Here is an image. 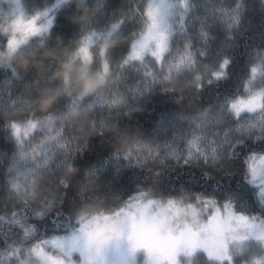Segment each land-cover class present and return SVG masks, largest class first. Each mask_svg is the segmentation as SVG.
<instances>
[{
	"label": "snow or ice",
	"instance_id": "6c2138e0",
	"mask_svg": "<svg viewBox=\"0 0 264 264\" xmlns=\"http://www.w3.org/2000/svg\"><path fill=\"white\" fill-rule=\"evenodd\" d=\"M254 2L132 0L109 14L97 0H57L53 7L62 6L74 26L70 34L47 6L27 15L25 0H16L11 13L0 11L9 20L0 27V57L18 59H0V264H121V254L127 264H141L153 243L141 235L146 229L137 214L185 198L206 223L186 248L172 247L171 264H185L182 255L187 264H264V148L241 152L264 144V45L249 50L231 95L217 92L211 102L200 96L231 76L232 57L213 51L214 30L224 32L222 48L236 47ZM157 92L179 112L157 121L148 136L128 127ZM92 148L110 149L107 159L78 164ZM235 161L239 185L251 189L249 203L262 209L259 218L238 209L237 201L246 206L239 190L218 199L178 182L174 192L163 191L169 170H224ZM109 164L117 183L101 185ZM129 168L143 175L122 176ZM13 169L28 181L25 194ZM217 214L245 227L228 229L210 245L200 234ZM89 215L113 220L117 235L92 233Z\"/></svg>",
	"mask_w": 264,
	"mask_h": 264
},
{
	"label": "trees",
	"instance_id": "16d2710c",
	"mask_svg": "<svg viewBox=\"0 0 264 264\" xmlns=\"http://www.w3.org/2000/svg\"><path fill=\"white\" fill-rule=\"evenodd\" d=\"M38 2L39 4H37ZM101 5L106 6L109 14L115 9H118L121 5L125 7H130L132 0H97ZM196 2V1H195ZM199 2H202L201 0ZM197 2V3H199ZM35 3L40 7L45 5L44 0H35ZM7 11V2L0 0V11ZM264 7L261 0H255L252 10L249 12L248 17L245 20V23L242 28L241 34H238L236 40V47H231L229 44L228 47L223 48L222 51H226L231 57L233 63L230 65V79L224 82H221L217 86H213L205 89L200 96L207 102H211L216 98V93L219 92L220 95H231L234 91L238 79L246 72V60L248 57L249 50L254 47H260L264 45V15L261 14V9ZM55 17L59 21L58 28L61 31H64L66 28L71 31H74V26L66 24V11L61 7L56 8ZM82 7L78 8L77 11H82ZM8 19H0V27H6ZM216 41L213 47V51L221 48V42L224 41V32L217 27L215 30ZM227 43V42H225ZM108 46H111L109 42ZM18 62V59L14 56L9 58V61ZM23 67L22 64L19 65ZM75 85H73V88ZM143 111L136 113L133 118L127 122V126L133 130H139L142 133L146 134L154 130L157 121L161 118L167 116L176 115L179 112L180 106L175 103V101L167 94L164 93H154L147 100L142 101ZM92 144L97 143V139L93 138L91 141ZM264 148L262 143H249L245 149H241V152L247 151L248 149L259 150ZM110 149H105L103 151L92 148L88 153L84 155L82 159H78V164H89L93 162H101L104 158L108 157ZM204 171H207L210 175L205 177L203 175ZM225 171L234 173V175H226ZM193 174L195 179H192ZM122 176H132L138 175L142 176L143 173H140L135 169H127L121 173ZM241 175V164L239 161L233 162L224 170H208L203 167L201 168H175L174 170H169L166 177V183L163 188L165 194H170L174 192L177 183H186L189 187H192L196 191L203 190L206 194L215 196L218 199H223L226 194L237 192L242 193L246 197L248 206L250 208L251 214H255L258 218L262 214V209L258 206V203H249L252 200L251 189L246 188L243 185H239ZM117 181L115 178H100L101 185H115ZM134 188V185H129L127 191H131ZM180 204V203H178ZM185 209H188L187 198L185 202L180 204ZM197 216L200 220H205L204 213L195 209ZM90 216V215H89ZM2 223V221H0Z\"/></svg>",
	"mask_w": 264,
	"mask_h": 264
},
{
	"label": "rangeland",
	"instance_id": "374dc122",
	"mask_svg": "<svg viewBox=\"0 0 264 264\" xmlns=\"http://www.w3.org/2000/svg\"><path fill=\"white\" fill-rule=\"evenodd\" d=\"M7 2V11L5 7L6 14L12 12L14 4L16 0H4ZM45 5L40 7L38 2L35 3V0H25V11L27 15H32L34 11L39 8L43 9L47 6L51 9V15L55 16V12L57 11L56 8L53 7L57 3V0H44ZM199 2L200 0H195ZM202 1V0H201ZM202 3V2H199ZM10 19V18H9ZM9 24V20L6 24V27ZM221 51L223 48H219ZM12 55L5 53L0 59L4 61H9V58ZM75 88V87H74ZM175 115L165 117L167 122H170L171 119ZM151 132L146 133L145 135H151ZM104 158L102 161L106 160ZM130 169V168H129ZM205 169L208 170H218L212 167H207ZM127 169L122 170L125 171ZM11 177L14 183H18L21 186V194H25L27 191L28 181L24 178V175L21 171L17 169H13L11 173ZM115 178L114 171L109 164L107 166L106 171L101 174L100 178ZM11 187V186H10ZM13 194H16V189H11ZM236 193V192H233ZM242 197L243 201L245 202L246 206H242L240 201H237L238 209L246 211L249 215L251 214L250 208L248 206V202L246 197L243 196L242 193H239ZM145 207H147V203L145 202ZM259 206V204H258ZM260 207V206H259ZM261 208V207H260ZM85 225L86 227L95 235H103V234H110L115 237L118 233V229L115 227L113 220H105L103 218L100 219H93L92 216H85ZM137 220L143 223L144 228L146 229L141 235L152 241L153 243V251L151 255L148 253H143V259L141 264H143L144 260L150 259L153 264H171V255L170 250L174 245L178 242L181 247H185L187 243L192 238V233L196 232L201 226L205 225V220H200L197 216V212L194 208L189 207L185 209L182 205L177 204L175 206H164L162 210H158L155 205H152L150 210L148 211L146 216H142V214H137ZM210 220V218H209ZM213 223V227L210 228L207 232L201 233V238L207 237L209 240V244L211 245L214 240L218 237H222L224 233L228 229H237L243 228L245 225H241L239 222L235 221L234 218H230L225 214L223 217L217 214L216 220ZM67 250V246L65 247V251ZM65 258H67L65 256ZM120 260L121 264H127L126 258L123 254L116 257ZM181 259L185 260V264H187V257L182 255ZM227 264V261H225Z\"/></svg>",
	"mask_w": 264,
	"mask_h": 264
}]
</instances>
